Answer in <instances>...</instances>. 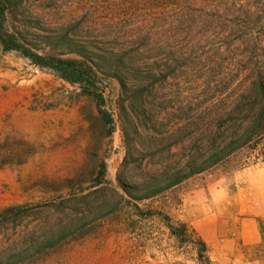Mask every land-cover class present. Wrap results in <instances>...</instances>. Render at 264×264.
Here are the masks:
<instances>
[{
    "label": "rangeland",
    "instance_id": "rangeland-1",
    "mask_svg": "<svg viewBox=\"0 0 264 264\" xmlns=\"http://www.w3.org/2000/svg\"><path fill=\"white\" fill-rule=\"evenodd\" d=\"M187 4L15 0L9 24L40 50L60 40L101 65L104 104L0 44V213L20 211L0 222V249L76 221L79 240L50 248L51 264H199L198 244L168 227L186 221L214 264H264V159L248 147L142 200L143 215L132 206L139 187L186 171L211 133L245 125V90L264 69V0L196 21ZM99 48L127 54L125 83Z\"/></svg>",
    "mask_w": 264,
    "mask_h": 264
},
{
    "label": "trees",
    "instance_id": "trees-1",
    "mask_svg": "<svg viewBox=\"0 0 264 264\" xmlns=\"http://www.w3.org/2000/svg\"><path fill=\"white\" fill-rule=\"evenodd\" d=\"M183 1L189 2V4L183 7L182 14L186 13L188 20L196 21L197 16L202 14L220 13L223 5L226 7L229 5L242 6L253 0H145V2H157L161 5L182 3ZM14 3L15 0H0V44L2 47L5 50H19L36 64L53 68L65 78L80 82L86 92L96 97L99 105L104 104V94L98 84V72L102 71L101 65L91 59L88 51L77 47L78 45H75L73 49L64 48L60 40L56 41L58 46L54 51L40 50L41 48L37 47L33 39L26 38L15 26L9 24L10 12ZM189 6H195L196 8L191 10ZM42 39L39 38V40ZM261 42L257 44L263 47ZM46 43L53 44V41H47ZM99 50L98 58L105 62L109 70L113 68L111 75L118 77L122 83H125L126 79L122 70L128 62L127 54L118 49L110 52L101 48ZM69 54L73 55L69 56ZM244 96L243 120L247 121L245 125L220 142H217L215 133H211L208 149L192 161L186 171L176 170L171 173L168 180H159L156 183L139 187L140 189L143 188V193L131 194L132 206L136 209L138 215H143V207L140 203L142 200L153 197L163 190L182 182L195 172L203 171L241 148L248 147L255 151L257 157L264 159V69L262 67L258 71L256 80L246 88ZM16 210L17 206L6 207L0 213V222L18 215L20 211ZM155 213L156 211L152 212V214ZM89 222H86V224H89ZM86 224L84 225L86 226ZM168 227L182 245L189 242L198 244L199 264H214L213 259L208 254L207 241L201 236L194 239L191 233L194 229L190 228L188 222L182 221L180 227L169 223ZM82 228V225L73 221L70 225L61 226L38 238L31 237L21 243L14 242L11 245L2 247L0 249V264H51L47 257L50 254L48 250L58 245L61 246L66 239L78 241ZM89 232L88 234H90Z\"/></svg>",
    "mask_w": 264,
    "mask_h": 264
}]
</instances>
